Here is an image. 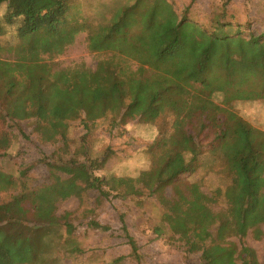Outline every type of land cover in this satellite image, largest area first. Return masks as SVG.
Masks as SVG:
<instances>
[{"label": "trees", "instance_id": "16d2710c", "mask_svg": "<svg viewBox=\"0 0 264 264\" xmlns=\"http://www.w3.org/2000/svg\"><path fill=\"white\" fill-rule=\"evenodd\" d=\"M2 4L0 38L7 28L16 36L14 45L0 46V54L13 56L0 58L5 118L33 120L42 141L60 138L64 145L75 120L84 128L97 121L142 122L154 126L156 137L148 147L149 166L132 177H98L94 170L103 162L71 159L48 164L49 183L40 187L20 180L7 187L0 179V194L9 197H0V264H62L64 255L80 253L69 239V214L57 217L55 210L57 203L81 201L89 191L103 200L153 198L159 207L154 234L166 230L186 254L199 256L198 264H264L245 243L262 237L264 134L235 115L209 118L199 103L214 94L228 108L264 101V30L256 32L249 21L224 11L200 24L189 15L190 6L178 14L169 0H126L97 27L68 21V0ZM81 32L89 51L111 52L113 58L95 71L55 69L42 60L61 54ZM122 61L136 64L138 72ZM146 70L150 76L142 77ZM51 110L58 117L48 116ZM170 116L172 133L156 126ZM62 227L65 236H56ZM123 233L139 264L135 241L125 227Z\"/></svg>", "mask_w": 264, "mask_h": 264}, {"label": "rangeland", "instance_id": "374dc122", "mask_svg": "<svg viewBox=\"0 0 264 264\" xmlns=\"http://www.w3.org/2000/svg\"><path fill=\"white\" fill-rule=\"evenodd\" d=\"M124 1L126 0H68L67 19L97 27L115 15ZM169 1L178 14L190 6L189 15L200 24H206L213 16L224 11L234 20L249 21L251 29L256 32L264 30V0H231L225 9L221 6L225 0ZM5 10V4L0 5V17ZM15 37L13 29L7 28L6 35L0 38V46L5 48L14 45ZM112 55L111 52L89 51L86 32H81L61 54L54 57L42 55L41 58L55 69L83 66L95 71L99 63L113 58ZM0 58L13 60V56L5 51L0 54ZM123 64H126L130 72H138L136 64L122 61ZM147 76H150L148 70L142 74V77ZM185 101L192 102L191 98ZM199 103L207 107L209 118L235 115L264 134V101L237 102L228 108L222 104V97L214 94ZM186 111L187 108L183 110V114ZM57 114V111L51 110L47 115L58 117ZM33 122L10 121L0 110V179L7 187L15 180H20L28 188L48 184L47 165L60 164L71 159L78 162L89 159L96 161L97 165L103 162L101 168L94 170V174L104 178L132 177L149 166L148 147L156 137L153 125L133 122L125 126H109L105 121H97L84 128L81 120H75L68 124L64 145L60 138L53 142L42 141L34 130ZM172 122L173 117L170 116L156 126H164L172 133ZM4 193L0 197L9 199ZM64 214H69L68 220L73 227L69 239L78 245L80 253L75 256L64 255V258L60 255L62 264H113L111 261L117 259L118 264H137L130 254L123 227L136 243L139 264H198L199 256L186 254L183 244L176 237L172 238L166 230L160 237L154 234L153 228L159 223V207L153 198L120 199L109 196L103 200L96 191H89L81 201L70 198L57 203L55 215L61 217ZM92 222L107 229L92 228ZM261 230L262 237L259 240L251 237L245 239L246 245L255 251L260 263L264 259V224ZM57 233L65 236L64 228L57 230L56 236ZM69 239L63 243H67Z\"/></svg>", "mask_w": 264, "mask_h": 264}]
</instances>
